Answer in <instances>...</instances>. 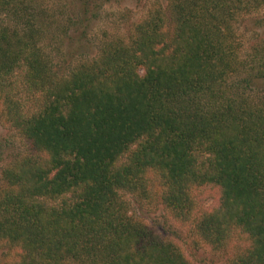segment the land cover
Returning <instances> with one entry per match:
<instances>
[{
	"label": "trees",
	"instance_id": "16d2710c",
	"mask_svg": "<svg viewBox=\"0 0 264 264\" xmlns=\"http://www.w3.org/2000/svg\"><path fill=\"white\" fill-rule=\"evenodd\" d=\"M31 1L0 0L15 21L0 25V103L30 151L1 173L0 244L21 249L6 264H186L128 215L123 193L145 194L152 174L184 216L192 189L217 187L219 208L195 225L210 242L243 233L237 264H264V38L241 52L235 33L264 0H168L65 74Z\"/></svg>",
	"mask_w": 264,
	"mask_h": 264
},
{
	"label": "rangeland",
	"instance_id": "374dc122",
	"mask_svg": "<svg viewBox=\"0 0 264 264\" xmlns=\"http://www.w3.org/2000/svg\"><path fill=\"white\" fill-rule=\"evenodd\" d=\"M79 1L86 2L87 8L75 7ZM167 3L171 1L34 0L31 1V8L34 9L30 8V11H33L43 32L40 45L46 60L55 72L65 74L97 55L103 44L130 41L136 32L135 28L148 17L149 12L159 10ZM8 15L11 14L2 10L0 25L11 28L15 21ZM68 18L73 22L84 18L86 21L83 25L73 24ZM259 18H264V5L258 10L253 9L250 14L240 13L236 18L235 33L241 52L250 51L251 43L264 38V24L260 23ZM165 29L171 37V21L166 22ZM21 79L20 71L11 77L16 83V96L24 99ZM29 104L27 106L30 108L32 102ZM29 153L27 141L8 122L0 103V185L3 183L1 173L9 162ZM148 179L145 194L123 193L128 215L133 220L147 225L164 242H171L186 264H237L238 256L250 244L246 235L232 230L227 240L210 242L203 228L196 226V221H193V217L212 213L219 208L220 190L217 187L201 186L192 189L190 196L193 208L190 215L184 216L177 214L163 201L159 179L154 174L148 176ZM20 250L17 246L1 243L0 264L18 262Z\"/></svg>",
	"mask_w": 264,
	"mask_h": 264
}]
</instances>
